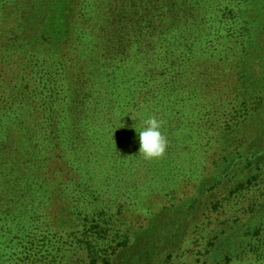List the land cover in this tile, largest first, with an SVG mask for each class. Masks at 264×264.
<instances>
[{"label": "trees", "instance_id": "obj_1", "mask_svg": "<svg viewBox=\"0 0 264 264\" xmlns=\"http://www.w3.org/2000/svg\"><path fill=\"white\" fill-rule=\"evenodd\" d=\"M263 39L264 0H0V264H264Z\"/></svg>", "mask_w": 264, "mask_h": 264}, {"label": "rangeland", "instance_id": "obj_2", "mask_svg": "<svg viewBox=\"0 0 264 264\" xmlns=\"http://www.w3.org/2000/svg\"><path fill=\"white\" fill-rule=\"evenodd\" d=\"M264 40V39H263ZM256 54H258L257 52H255V54L254 55H256ZM238 55H239V53H238ZM253 55V56H254ZM255 61V60H254ZM249 68L251 67L252 68V70L251 69H249L250 71H252V74H253V76H254V78H256V77H258V75L259 76H261L262 75V71L264 72V62L262 61V63L260 62V65H259V63H258V61H256L255 63L253 62L252 64H251V58H250V61H249ZM261 118L260 119H258V118H256L254 121H253V123H252V126L250 127V129L251 130H253L254 132H256L257 133V128H258V126L261 124V126H263L262 128H263V130L261 131V136H264V106H263V108L261 109ZM263 120V121H262ZM260 128V127H259ZM260 132V131H259ZM230 149H231V147H229L228 148V151H227V149H225V151L223 152V151H221V149H219L218 150V152L216 153V160H217V163H211L210 164V166H209V172L211 171V174L213 175V174H215V173H217V171H218V169L219 168H223V166L225 165L224 164V162H225V158H224V156H230L229 155V151H230ZM220 169V170H221ZM196 186H197V183L195 184V187L194 186H191L192 188H193V190L196 188ZM189 188H190V186L189 185H187V190L189 191ZM235 194V193H234ZM235 196V195H234ZM144 205V204H143ZM145 210H146V208H145ZM145 212L147 213V211H142V212H138V213H136V215L138 216V217H134V224H136L137 226H135V225H132L133 227H136V228H138L137 230H140V228H143V227H146L147 226V224H148V221H146V214H145ZM230 214H226L225 216H229ZM222 218H225V217H222ZM148 220H149V218H148ZM139 221V222H138ZM237 225V229H239V235H238V237H236V240H235V242H236V244H238V243H240V241L244 238V236H246L245 234H246V230H245V227H244V223H237L236 224ZM141 226V227H140ZM135 231V230H133V231H135V234L138 232V231ZM142 231V230H141ZM141 231L139 232V234L141 233ZM122 233V232H121ZM147 235V233H145V232H142V239L144 240V242L146 243V240L148 239V237L146 236ZM122 237H120L118 240H122V238H123V240L125 239L124 237H125V233H122V235H121ZM130 238V239H133V237H132V235L129 233L128 235H127V238ZM140 237V236H139ZM121 248H123L122 246L119 248V249H121ZM123 254H124V256H122L123 257V259L121 260V264H127V261H130V260H132L134 257L133 256H130V254H129V252H123ZM136 254H137V252H135V254H134V256H136ZM185 254H188V253H185ZM183 257H180V259H182ZM176 260H178V259H176ZM182 260H185L184 258L182 259ZM77 264V263H76ZM79 264H81V263H79Z\"/></svg>", "mask_w": 264, "mask_h": 264}, {"label": "clouds", "instance_id": "obj_3", "mask_svg": "<svg viewBox=\"0 0 264 264\" xmlns=\"http://www.w3.org/2000/svg\"><path fill=\"white\" fill-rule=\"evenodd\" d=\"M142 123L145 125L142 130L134 125L139 135V155L148 161L163 158L168 147L167 137L161 132L165 122L152 116Z\"/></svg>", "mask_w": 264, "mask_h": 264}]
</instances>
